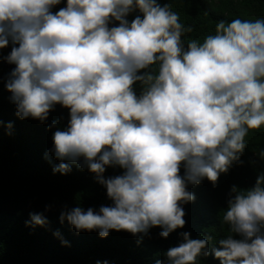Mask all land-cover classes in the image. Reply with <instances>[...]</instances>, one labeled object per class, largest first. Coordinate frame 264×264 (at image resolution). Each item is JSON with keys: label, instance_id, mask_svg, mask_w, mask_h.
I'll list each match as a JSON object with an SVG mask.
<instances>
[{"label": "clouds", "instance_id": "clouds-1", "mask_svg": "<svg viewBox=\"0 0 264 264\" xmlns=\"http://www.w3.org/2000/svg\"><path fill=\"white\" fill-rule=\"evenodd\" d=\"M60 3L0 0V49L13 45L6 87L17 115L43 122L56 104L69 109L68 127L53 135L61 161L54 172L67 174L63 161L83 158L113 201L99 212L75 207L60 220L102 238L159 227L166 239L186 225L181 204L195 199L188 185H215L243 163L249 130L264 126V19L221 20L214 35L185 48L193 29L158 0H67L53 13ZM137 9L142 18L129 22ZM113 20L119 26L109 27ZM108 167L123 174L106 178ZM30 216L29 226L48 223ZM222 222L229 234L212 250L221 264H264V175L249 189L232 187ZM181 235L157 264H197L210 254L208 239Z\"/></svg>", "mask_w": 264, "mask_h": 264}, {"label": "trees", "instance_id": "trees-1", "mask_svg": "<svg viewBox=\"0 0 264 264\" xmlns=\"http://www.w3.org/2000/svg\"><path fill=\"white\" fill-rule=\"evenodd\" d=\"M158 3L170 5L179 15L180 23L193 29L182 37L185 48L191 39L203 42L208 35H214L221 20L264 19V0H158ZM66 6L67 0H61L52 11ZM137 15L142 18L138 9L127 16L128 21ZM114 26H119V22L111 21L109 27ZM12 47L10 43L0 49V264H157L166 260L165 253L170 247L183 242L181 234L185 232L193 239L209 240L210 254L200 257L197 264H221L212 250L219 248V240L229 234V226L222 222V217L232 187L249 189L258 176L264 175V158L260 156L264 152V126L249 130L240 157L243 163L233 162L215 185L206 178L200 184L188 185L195 199L181 204L186 225L168 238L159 235L162 231L159 227L138 235L110 230L106 238L100 237L98 230L77 231L66 219L61 222L62 212L75 207L99 212L101 206H112L113 201L83 158L78 163L63 161L70 164L71 171L67 174L54 172L61 161L54 155L53 135L57 129L68 127L70 110L56 104L43 122L17 115V106L6 87L16 67L6 59ZM134 88L138 95L142 92L139 82ZM123 171L108 167L105 177L122 175ZM32 213L43 214L48 223L29 226L26 222Z\"/></svg>", "mask_w": 264, "mask_h": 264}]
</instances>
